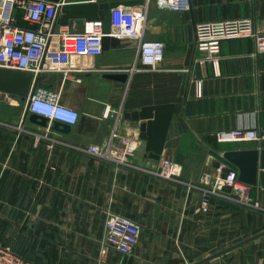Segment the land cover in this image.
Wrapping results in <instances>:
<instances>
[{
    "label": "crops",
    "instance_id": "crops-1",
    "mask_svg": "<svg viewBox=\"0 0 264 264\" xmlns=\"http://www.w3.org/2000/svg\"><path fill=\"white\" fill-rule=\"evenodd\" d=\"M24 14L15 8V25L35 26ZM148 16L146 36L165 44L157 69L132 71L136 41L119 39L98 55H71L67 77L56 70L34 75L31 86L58 90L60 102L79 112L75 124L33 121L25 99L0 92V244L31 264H191L264 231V212L216 194L209 196L208 211H195L217 176L231 169L211 151L264 147V140L216 137L220 130L264 126V50L252 37L222 40L214 73L205 44L196 42L195 25L249 18L264 31V0H189L181 11L149 0ZM83 23L71 19L61 26L55 19L54 30L81 29ZM52 42L56 46L55 37ZM169 102L175 107L163 150L152 159L145 156L138 123L123 113ZM45 132L56 142L41 137L35 143V135ZM112 132L114 152L135 144L128 162L97 159L62 144H103ZM165 158L179 166L181 180L196 186L154 174ZM249 185L251 197L264 204V187L259 181ZM107 212L140 224L130 253L100 254ZM200 264H264V234Z\"/></svg>",
    "mask_w": 264,
    "mask_h": 264
},
{
    "label": "built area",
    "instance_id": "built-area-1",
    "mask_svg": "<svg viewBox=\"0 0 264 264\" xmlns=\"http://www.w3.org/2000/svg\"><path fill=\"white\" fill-rule=\"evenodd\" d=\"M160 8L181 11L189 7V0H154ZM148 3L143 6H118L111 11V32L118 39L136 41V52L132 71L141 69L155 70L163 59L165 44L161 39L148 38L152 19L148 16ZM60 3L50 0H0V66L14 70L32 72L33 77L43 70L60 71L63 76L69 74L70 56L98 55L102 52L103 25L101 20L84 21L81 29L54 30L56 14ZM25 10L24 18L35 23L33 27L21 28L15 25V8ZM56 38V46L52 40ZM235 37H252L257 50H264V31L255 29L249 18L203 21L195 25L196 42L205 44L208 61L218 73L220 63V43ZM25 110L66 124H75L79 112L60 102L59 91L32 85L25 99ZM109 108H106V113ZM113 134L103 143L75 145L62 144L70 149L88 154L97 159L128 162L135 151V144L127 142L118 151H113ZM41 137L52 139L48 132L35 135V143ZM219 141L264 140V126L238 127L216 132ZM154 174L195 187V183L181 180L179 166L171 159H163ZM213 188L207 190L196 212H206L209 208V196L216 194L232 203L248 206L264 212V204L250 195V185L238 178L234 169L224 176H217ZM219 181V185L217 184ZM141 226L133 218L107 212L101 238L100 254L109 249L122 254L130 253L139 241ZM0 264H31L24 256L14 252L9 246L0 244Z\"/></svg>",
    "mask_w": 264,
    "mask_h": 264
},
{
    "label": "water",
    "instance_id": "water-1",
    "mask_svg": "<svg viewBox=\"0 0 264 264\" xmlns=\"http://www.w3.org/2000/svg\"><path fill=\"white\" fill-rule=\"evenodd\" d=\"M60 3L56 14L57 24L68 25L71 19H82L84 21L101 20L103 25L102 50L108 49L111 45L117 44L119 39L109 35L111 32V11L118 6L135 7L143 6L146 0H113L108 2H69L67 0H50ZM193 49L190 43L187 47L184 64L187 65ZM112 78L125 81L127 74H112ZM33 80V74L29 71L14 70L0 66V92L10 93L26 99ZM174 103H161L144 105L139 109L123 113L125 119L137 122L139 127V137L145 141V156L152 159H159L163 150L167 130L171 122L174 111ZM33 121L44 123L47 118L37 114H30ZM61 125L67 128L65 123L54 121V126ZM222 163L231 169L238 171V178L248 184L255 185L257 181L264 187V147L240 150H226L222 153L210 152ZM264 231L251 235L240 240L229 247L197 260L191 264L203 263L228 250L249 242Z\"/></svg>",
    "mask_w": 264,
    "mask_h": 264
}]
</instances>
